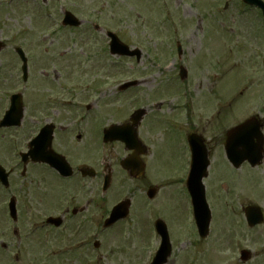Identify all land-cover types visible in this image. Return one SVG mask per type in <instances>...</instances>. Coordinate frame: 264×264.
Returning <instances> with one entry per match:
<instances>
[{
    "label": "flooded vegetation",
    "instance_id": "af4514ba",
    "mask_svg": "<svg viewBox=\"0 0 264 264\" xmlns=\"http://www.w3.org/2000/svg\"><path fill=\"white\" fill-rule=\"evenodd\" d=\"M70 1L0 0V261L44 264L69 259L89 264L96 257L98 263L103 258L109 262L115 250L107 257L100 254L101 249L119 231L111 240L108 232L131 223L147 225L149 244L156 243L150 249L158 256L161 235L157 231L162 230L157 227L164 223L172 246L184 241V260L191 262L187 257L216 233L219 239L213 243L228 244L236 238V231L249 229L245 215L249 207L258 208L264 217V158L257 165L251 160L239 165L235 164L239 159L230 162L225 152L230 128L222 130L220 113L211 111L204 116L200 107H194L195 95L184 98L176 109L179 114L165 116L145 110L136 115L143 106L139 105L141 84L133 78L127 80L135 83L131 88L121 90L127 82L117 85L116 99L110 102L118 103L108 107L105 86L115 84L117 78L111 79L107 69L122 63L108 64L104 56L109 53L108 33L118 36V31L89 14L77 16L78 26L65 25V13L75 14L68 6L61 12L55 7ZM14 3L52 8L55 29L47 34L35 32L33 44L37 46H30L27 34L13 33L9 26ZM214 6L224 20L226 16ZM228 7L225 3L224 8ZM75 52L88 53L87 65L79 69L93 78L68 77L76 70ZM132 61L136 68L141 59ZM130 99L137 106L130 108L124 120L107 116L117 106L122 110ZM260 114L264 111L249 117ZM12 117L21 118L18 127L9 125ZM114 126L122 127L119 135V128L109 131ZM192 147L196 152L193 171ZM180 150L184 162L180 180L174 184L183 198L182 215L190 201V176L201 178L212 213L206 239L199 235L195 222L190 230L181 222L182 215L178 221L168 192L174 173L169 166ZM129 160L132 166L127 171ZM122 203L121 213L126 217L106 227L112 210ZM207 247L216 252L213 245Z\"/></svg>",
    "mask_w": 264,
    "mask_h": 264
},
{
    "label": "rangeland",
    "instance_id": "374dc122",
    "mask_svg": "<svg viewBox=\"0 0 264 264\" xmlns=\"http://www.w3.org/2000/svg\"><path fill=\"white\" fill-rule=\"evenodd\" d=\"M225 3L229 5L227 9L224 8ZM214 5L222 15L226 16L224 20L216 14ZM67 6L78 17L86 14L98 16L108 26L118 31V36L124 43L143 52L142 60L136 68L132 60H119L111 57L109 53L104 56L108 64L115 60L122 63L119 68L107 69L111 79L117 78L115 84L109 82L105 86L108 91L106 94L108 107L115 102L118 103L110 102L116 99L114 94L117 85L137 78L141 84L140 106L158 113V109L153 106H155L154 102L158 104L160 101L161 114L180 113L176 109L180 103L178 99L181 96V85L176 81L179 67L184 66L189 72L187 79L189 95L196 96L192 98L194 107L197 109L200 107L205 113L204 116L216 109L219 112H234L221 116L220 124L223 131L245 120L251 112L255 114L262 108L261 111H264V103L261 104V99H264V24L259 20L256 11L249 9L246 12L247 8L242 0H234V2L233 0H71L68 4L60 2L59 7L55 8L60 12ZM8 15L11 20L9 26L13 33L27 34L31 40L30 46H37L33 44L35 32L47 34L48 31L54 30L53 24L45 20L38 9L31 5L14 3ZM177 42L182 46V56L179 59L175 53ZM45 46H49V42ZM76 52L81 50L77 49ZM85 55L88 53L85 52L84 55L76 53V70L68 77L85 81L93 78L85 70L79 69L80 65H87ZM128 101L129 106L127 103L118 104L126 106L122 109L123 113L117 106L109 110L107 116H112L115 120H124L130 108L134 110L137 106L131 105L132 99ZM183 162L184 155L180 150L179 153L177 151L173 154L169 166V171L174 169V173L171 176L172 185L168 188V192L172 197L173 206L177 208L178 221L182 215L183 198L178 194L180 187L174 183L180 180ZM260 179L261 176L256 177L252 182ZM167 195L165 192L163 201L166 200ZM193 218L191 205L188 202L187 212L182 215L181 222H186L187 228L192 230L190 224L193 223ZM172 222L173 220L169 219L170 226ZM217 222L219 224V221ZM147 229L145 223L138 226L133 223L119 225L107 234L108 239L111 240L114 233L119 231L116 239H112L106 247L103 246L100 253L108 257L111 250H115L114 257L109 258V262L103 258L99 263L98 259L93 257L91 263L149 264L152 256L150 248L156 243L149 244ZM216 235L217 233L208 240L216 249L215 253L207 245H202L199 249H194L191 257H187L191 261L189 262L184 260V241H181L173 246L168 264H244L240 261V249L251 253L252 260L249 264H264V224L252 231H236L235 237L240 236L236 240L238 244L233 243L232 239L228 244L213 243L219 239V237L215 238ZM232 235L234 232L230 234L231 237ZM92 254L98 255L97 252ZM63 260L65 261L53 260L44 264H83L74 260ZM0 264L7 263L3 260Z\"/></svg>",
    "mask_w": 264,
    "mask_h": 264
},
{
    "label": "water",
    "instance_id": "95a60500",
    "mask_svg": "<svg viewBox=\"0 0 264 264\" xmlns=\"http://www.w3.org/2000/svg\"><path fill=\"white\" fill-rule=\"evenodd\" d=\"M112 52L114 53H118V54H121V55H134V53L132 52H129V49L127 46H121L120 43H113L112 45ZM140 55V54H139ZM246 128V131H242L241 129L243 128ZM260 127V126H259ZM239 130H241L242 132L240 133L239 132V135L240 137L245 135V134H248L251 136V141L252 139H256L258 140L257 144H254L255 148L257 149L255 154H254V159H256L258 161V159H261L262 158V146H263V141H262V136L260 134V129L257 127L254 132H252V127H249V125L247 126L245 124V126H241L239 127ZM258 130V131H257ZM243 142V141H242ZM233 144V142H232ZM235 147H240V148H244L245 146L243 145V143H236L234 144ZM244 150V149H243ZM195 201H196V207L199 208V224H200V228L201 229H205V231L208 229V226H209V221H210V217L209 216V212H208V208H207V204L205 202V198L204 196L202 195L201 197H197L195 198ZM258 221V220H256ZM170 255V252L168 254H165L162 258V260L160 261V263H165L166 260H167V257Z\"/></svg>",
    "mask_w": 264,
    "mask_h": 264
}]
</instances>
